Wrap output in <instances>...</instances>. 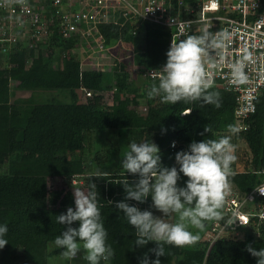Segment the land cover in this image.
<instances>
[{"label":"trees","instance_id":"obj_1","mask_svg":"<svg viewBox=\"0 0 264 264\" xmlns=\"http://www.w3.org/2000/svg\"><path fill=\"white\" fill-rule=\"evenodd\" d=\"M99 27L106 45L122 57L113 69L81 68L78 53L69 52L76 42L57 36L52 38L55 42L51 45L46 42L26 47L15 43L0 52L4 53L0 56V167L5 166L0 174V223H6L9 228V242L0 249V264H46L48 256L59 250L48 248L66 227L57 222L56 216L65 213L68 207L74 208V198L71 187L48 188V180L59 177L71 183L77 176L84 177L86 191L92 182L97 186L107 243L114 249L108 264H139L145 254L155 259L149 249L156 247V243L136 246L134 227L116 207V202L125 198L120 182L128 179L134 183L138 179L137 174L125 171L120 165L128 144L151 140L161 150L162 164L179 168L175 162L177 151L188 150L193 141L219 139L229 134L227 126L232 125L234 98L218 86L214 90L220 93L219 108L199 101L169 104L155 97L146 98L145 114L136 116L126 109L130 99L118 100V95L127 87L143 97L153 82V78L144 76L145 86L139 87L127 80L129 71L137 73L132 59L148 67L163 65L167 59L166 31L145 24L144 33L138 36L131 34L127 23L121 27L116 24ZM133 52L136 56H130ZM14 88L29 91V95L16 98ZM113 88L116 101L105 107L98 92ZM40 90H55L58 100L34 101ZM78 90L94 95L83 101ZM131 101L137 102L134 97ZM186 109L188 113L183 114ZM246 122L247 128L232 136L236 156L246 154L245 158L236 159L235 175L230 178L231 184L242 191H248L264 178L261 172L264 170V94ZM206 125L210 126L209 132L205 131ZM107 130L126 140L106 150L108 156L114 157L109 171H93L92 161L102 152L97 134ZM172 140L177 142L174 148L170 147ZM181 177L179 185L187 179L183 174ZM127 202L151 211L150 196L143 203L131 199ZM78 223L73 222V226ZM243 231L242 238L217 239L207 252L205 240L185 247L165 245L166 254L159 259L161 264H202L203 259L204 264H256L257 258L247 251L246 245L264 247V230L258 236L252 229Z\"/></svg>","mask_w":264,"mask_h":264},{"label":"clouds","instance_id":"obj_2","mask_svg":"<svg viewBox=\"0 0 264 264\" xmlns=\"http://www.w3.org/2000/svg\"><path fill=\"white\" fill-rule=\"evenodd\" d=\"M231 42L232 33L227 30L212 32L203 28L199 34H187L184 27H178L166 52V62L158 68L146 89L147 97H159L161 102L169 104L199 101L219 108L220 93L214 90L213 70L224 62ZM250 59L251 53L245 50L239 59L227 65L232 82L243 84L248 80L245 64ZM210 130L206 125L205 131ZM227 131L229 134L219 139L193 141L188 150L177 151L175 162L179 168L164 166L161 150L151 140L128 144L120 165L125 171L137 174L138 179L134 183H129L128 179L120 182L125 189V198L117 201L116 207L134 227L136 246L143 247L150 241L156 243V247L149 249L156 258L151 259L145 254L139 264H161L159 257L166 254L165 245L185 247L196 244L199 231L194 233L193 228L203 231L207 222L223 220L232 225L236 221L228 223L224 209L231 195L230 178L235 175L233 164L237 159L232 136L239 129L228 125ZM181 174L187 177L183 185L178 184ZM260 192L264 193V190ZM97 196L94 182L88 191L75 187V207H68L65 213L56 216L57 222L66 227L55 237L54 245L63 249L60 255L69 264L81 250L87 264H101V261L108 264L114 256V249L107 243L108 233ZM149 196L151 207L163 215L156 216L148 209L141 210L127 202L131 199L143 203ZM173 216L175 221L170 222ZM75 221L79 222L78 226H73ZM8 231V225L0 223V249L9 242ZM246 248L257 258L256 264H264V247L257 249L249 244Z\"/></svg>","mask_w":264,"mask_h":264},{"label":"built area","instance_id":"obj_3","mask_svg":"<svg viewBox=\"0 0 264 264\" xmlns=\"http://www.w3.org/2000/svg\"><path fill=\"white\" fill-rule=\"evenodd\" d=\"M126 23L131 34L138 36L144 33L145 24L159 26L166 31L167 50L178 27H184L187 34H199L203 28L231 32L232 42L226 49L224 62L213 70L214 86L233 95L235 127L239 131L247 128L246 120L264 94V0H0V52L15 43L34 47L54 36L66 40L77 37L86 44L83 54L76 51L81 44L74 51L82 57L81 68L109 67L122 57L106 45L99 26L121 27ZM245 50L251 53L245 64L248 80L236 84L227 65L239 59ZM132 67L137 74L150 78L156 76L159 68L133 61ZM176 146L177 142L172 140L170 147ZM231 185L225 220L236 221L232 225L223 220L209 223L204 233L206 252L217 239L237 234L239 229H252L257 236L264 230V193L260 192L264 190V178L248 191Z\"/></svg>","mask_w":264,"mask_h":264},{"label":"rangeland","instance_id":"obj_4","mask_svg":"<svg viewBox=\"0 0 264 264\" xmlns=\"http://www.w3.org/2000/svg\"><path fill=\"white\" fill-rule=\"evenodd\" d=\"M73 40L76 42V44L73 47L80 46V44L82 45V47L81 48L79 47L76 51L79 54L80 53L83 54V48L86 46V44L81 42V41H79V38H77V37H74ZM54 42H55L54 39H50L49 40V45H51ZM42 44H45V43L42 42ZM73 47L69 50L70 53L75 51V48H73ZM7 48L9 49L10 47H7ZM2 52H4V51H2ZM132 54H134L136 56L135 52H133ZM2 55H4V53L0 54V56H2ZM80 59L82 60V57H80ZM81 60H80V62L82 63ZM132 61L135 62V63L138 62V61H135L134 59H132ZM140 64H141V66H145L146 65L144 62H140ZM115 65H116V63L115 64H111L109 67L102 66L101 68L102 69H108V68L113 69L115 67ZM129 73L130 74L127 77L128 81L129 80L132 81V83L134 85L139 86V87L145 86L144 85L145 81H144L143 75L139 76L137 73H131V71H129ZM13 90H14L16 98L26 97V96L29 95V91H23V90H20L18 88H14ZM113 90H114V88L111 89V90H107L106 92H103V91L98 92V94H100L102 96L101 104L103 106L106 107V106L111 105L112 103H115L116 99L114 97V94H113L114 91ZM78 95L84 101V100H86V98L93 97L94 94L93 93L90 94V92H88V91L86 93L84 90H78ZM15 97H13V98H15ZM126 97L128 99H130V103L125 105L126 109L132 111L134 113V115H136V116L141 115V114H145L146 108H147L145 100H146V98H147V100L149 99L146 94L143 97H139V96H137V92H133V91L131 92L126 87L124 89L123 93L118 95V100H124ZM133 97L136 99V101H137L136 103H133L131 101V99ZM53 98L55 100H58V97L56 95L55 90L54 91L53 90H40L38 93H36L34 95L33 100L39 102V101H49V100H51ZM64 100L65 101H69L68 98H65ZM235 123L236 122L233 119L232 120V125L235 126ZM98 139H100L99 143H100V147H101V151L102 152H101V156L100 157L95 158V160L92 161L93 162L92 170L93 171H95V170L109 171L110 168H111L110 164L112 163V160H113L114 157L110 156V155L108 156V153H107L106 150H108L109 148H115L116 145L119 144L120 142L124 143V141L126 140V137L123 136L122 139H121L120 135L116 134V132H112V131L107 130V131H104V132H101V133L98 132L96 140H98ZM93 151H94V148L92 149V152ZM88 155L90 157V153H88ZM245 157H246V154L240 153V154H238L237 158L238 159H241V158L243 159ZM4 171H5V166L0 167V174L3 173ZM53 187L54 188L71 187L72 192L74 191L75 187H79V188L83 189L84 191H86V185H85V180H84L83 176L74 177L72 179L71 183H69L67 180H64V179L59 178V177L49 178V180H48V188H53ZM151 211L156 216L163 215L159 210H157L154 207H151ZM173 218H175V216H173ZM170 222H172V217L170 218ZM206 228H207V226L205 227V229L203 231H200V230L194 229V228L191 229V231H193L194 233L199 231V237L200 238H199L198 242H200L201 240H204V233L206 231ZM244 229H247V228H244ZM244 229H239L238 230L239 232L237 234H231L228 237H231V238H242V236L244 234V231H243ZM48 246H49L48 247L49 250H52V249H59V250L56 253L48 256L46 264H69V262L63 260L61 255H60V253L63 251L62 248H56L55 245H54V242L49 243ZM82 252H83V250H81V252L78 253V256L73 261H71L70 264H87V262L82 258Z\"/></svg>","mask_w":264,"mask_h":264}]
</instances>
